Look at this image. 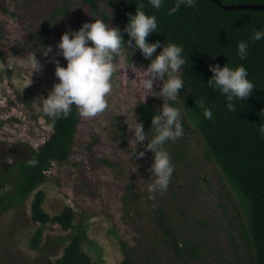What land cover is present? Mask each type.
I'll use <instances>...</instances> for the list:
<instances>
[{"label": "rangeland", "instance_id": "1", "mask_svg": "<svg viewBox=\"0 0 264 264\" xmlns=\"http://www.w3.org/2000/svg\"><path fill=\"white\" fill-rule=\"evenodd\" d=\"M95 2L97 13L83 0H0V183L7 184V192L16 183L15 165L31 159L32 150L53 133L31 103L47 97L58 82L52 58L67 66L56 48L61 36L95 19L119 27L114 9L104 0ZM48 46L52 52L46 54ZM133 51L125 45L114 57L108 108L95 117L80 116L68 159L53 161L46 181L23 203L0 207V264H58L76 234L82 236L81 249L91 264H120L125 257L145 264L253 262L249 203L206 155L205 140L181 104L184 135L165 145L174 165L171 183L162 194L147 191L155 179L150 173L154 155L146 150L147 140L136 146L132 130L142 123L150 139L138 104L160 110L163 82L154 83L146 96L142 81L149 64ZM33 57L41 64L39 71L33 72ZM9 61L23 67L9 68ZM135 148L146 155L135 159ZM38 190L45 193L42 206L50 217L72 210V227L32 219Z\"/></svg>", "mask_w": 264, "mask_h": 264}, {"label": "trees", "instance_id": "2", "mask_svg": "<svg viewBox=\"0 0 264 264\" xmlns=\"http://www.w3.org/2000/svg\"><path fill=\"white\" fill-rule=\"evenodd\" d=\"M83 1L91 4L96 13L99 12L95 0ZM104 1L114 9L125 42L129 40L124 32L129 22L128 14H135L138 9L154 15L157 20L158 32L151 33L146 38L148 42L160 41L165 46L169 43L183 45L187 63L181 69L180 76L185 87L181 89L178 102L201 132L207 147L206 155L217 162L232 184L246 197L250 211L248 233L253 251L251 264H264V39L257 42L250 40L254 30L264 29V10H225L212 0H197L195 8L181 7L169 15L175 0H163L159 10L151 8L147 0ZM219 1L224 5H264V0ZM141 4L143 8L139 7ZM241 41L249 42V55L244 61L237 55ZM161 51L162 47L157 48L153 56ZM135 53L140 61L150 64L151 61L145 59L141 51L136 50ZM217 63L221 67L226 64L229 67L243 64L255 85L247 98L236 102L235 112L227 110L223 95L206 86L213 75L209 66ZM200 99H204L212 109L211 120L203 117L198 106ZM138 111L151 139V121L158 111L152 104L144 102L138 104ZM79 119L80 115L75 109L67 118L54 122L46 116V122L53 133L40 149L32 150L31 159L15 165L17 179L13 190L7 192V184L0 183L1 208L23 203L39 184L46 181V172L53 161L63 162L68 159ZM44 199V191H36L32 202V219L41 224L52 221L64 228L72 227V210L66 208L60 214L50 217L43 209ZM161 222L164 231H168L166 223L163 220ZM81 239L80 234L72 237L57 260L58 264H91L89 256L81 249ZM32 243L36 245L38 239L34 238ZM120 264L145 263L125 257Z\"/></svg>", "mask_w": 264, "mask_h": 264}, {"label": "clouds", "instance_id": "3", "mask_svg": "<svg viewBox=\"0 0 264 264\" xmlns=\"http://www.w3.org/2000/svg\"><path fill=\"white\" fill-rule=\"evenodd\" d=\"M147 2L156 10L161 9L163 5V0H147ZM196 6L197 0H175L168 14L172 15L181 7L195 8ZM139 7L143 8L144 5L141 4ZM128 16L129 22L124 28V32L129 36L127 42L119 27L111 26L104 19L85 22L79 30L66 31L56 48L67 61V66L61 65L55 57L52 58L56 65L55 76L58 82L53 85L47 97L39 96L34 99L31 109L35 114H43L53 122L67 118L73 109L82 117H95L108 108L106 97L113 88V76L116 71L114 57L120 54L121 48L125 45L133 49V52L141 51L145 59L151 61L146 69L147 78L142 81L146 96L152 93L154 83L162 81L159 92L164 103L152 118L151 139L144 131L142 123L138 122L132 132L136 146L147 140L146 150H150L154 155L150 173L155 179L148 185L147 191L150 194L157 192L162 194L168 190L174 172V165L165 145L170 141H177L184 135L182 124L184 112L179 106L178 98L181 89L185 87L179 73L186 65L187 59L183 45L169 43L165 46V44L161 45L160 41L150 43L146 40L151 33L158 32L154 15L137 9L135 14L129 13ZM262 39H264V29L254 30L250 37L252 42ZM161 47L162 51L154 57L153 54L157 48ZM46 49V54L52 52V46ZM237 55L241 61L247 59L248 41L239 42ZM13 65L23 67L19 61H9V68ZM31 66L33 72L41 69V64L36 57L32 58ZM209 68L213 75L207 81V88L223 95L227 110L235 112L236 102L247 98L255 88L254 83L249 79L246 67L243 64L236 67H229L226 64L221 67L217 63L210 65ZM31 83L18 86V90L23 92L24 88ZM198 106L205 119L213 118V111L204 99L198 101ZM145 155L146 151L137 152L135 148V159H141ZM149 198L153 199V196L150 195Z\"/></svg>", "mask_w": 264, "mask_h": 264}, {"label": "water", "instance_id": "4", "mask_svg": "<svg viewBox=\"0 0 264 264\" xmlns=\"http://www.w3.org/2000/svg\"><path fill=\"white\" fill-rule=\"evenodd\" d=\"M213 2L219 4L225 10H236V9H262L264 10V5L262 4H232L224 5L219 0H212Z\"/></svg>", "mask_w": 264, "mask_h": 264}]
</instances>
